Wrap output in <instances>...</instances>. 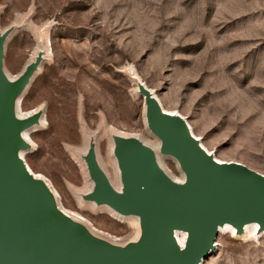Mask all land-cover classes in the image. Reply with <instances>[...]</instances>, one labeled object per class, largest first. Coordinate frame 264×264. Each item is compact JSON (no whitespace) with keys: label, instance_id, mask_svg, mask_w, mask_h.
<instances>
[{"label":"rangeland","instance_id":"1","mask_svg":"<svg viewBox=\"0 0 264 264\" xmlns=\"http://www.w3.org/2000/svg\"><path fill=\"white\" fill-rule=\"evenodd\" d=\"M0 29L10 74L43 56L22 108L44 109L47 124L26 164L101 238L124 246L137 225L83 199L93 187L83 151L93 143L110 169L113 133L156 149L137 82L214 158L264 175V0H0ZM160 162L181 178L171 157ZM216 243L204 264H264L261 233Z\"/></svg>","mask_w":264,"mask_h":264},{"label":"water","instance_id":"2","mask_svg":"<svg viewBox=\"0 0 264 264\" xmlns=\"http://www.w3.org/2000/svg\"><path fill=\"white\" fill-rule=\"evenodd\" d=\"M8 36L9 30L0 29V264H201L215 250L221 226L242 234L246 224L256 223L264 231V175L239 162L216 161L186 122L165 113L140 82L148 129L159 139L161 155L178 162L184 181L172 180L138 138L115 134L122 189L111 185L90 143L83 158L93 187L83 199L138 216L140 239L114 245L69 218L19 155L29 148L22 132L38 124L40 113L19 117L16 103L25 98L43 56L38 53L16 79L9 78ZM175 230L187 232L183 248Z\"/></svg>","mask_w":264,"mask_h":264},{"label":"bare ground","instance_id":"3","mask_svg":"<svg viewBox=\"0 0 264 264\" xmlns=\"http://www.w3.org/2000/svg\"><path fill=\"white\" fill-rule=\"evenodd\" d=\"M8 39V38H7ZM7 42V41H6ZM5 47H6V43H5ZM6 49V48H5ZM50 49H48L47 51H46V53L49 51ZM36 51H35V53H34V55H33V57H31V59H30V61L29 62H31V61H33L34 59H35V56H36ZM28 62V63H29ZM27 63V64H28ZM25 67V66H24ZM24 69V68H23ZM22 69V70H23ZM40 69H41V66L38 68V70H37V72L38 71H40ZM4 71H5V73L9 76V78H11V79H16L19 75H20V72L17 74V75H12V74H10L9 72H8V70L5 68V66H4ZM37 75V74H36ZM149 89V88H148ZM149 91L151 92V94H152V96H153V98H155L158 102H159V105L161 106V104H160V101H159V99L157 98V96L154 94V92L152 91V90H150L149 89ZM23 100L24 99H21V98H19L18 100H17V103H16V113H17V115L19 116V117H22V118H24V117H27V116H29V115H32V114H34V113H40V118H39V122H38V124H36V125H34V126H32L31 128H29V129H26V130H24L23 132H22V137L25 139V141L29 144V148H27V149H24V150H21L20 151V157H21V159L25 162V164H26V161H25V158H26V154L27 153H29V152H31L33 149H34V143H33V141H32V139H31V133L33 132V131H35L37 128H39V127H43L44 125H46L47 124V117H46V112H45V110L44 109H42V108H40V107H36V108H33V109H31V110H29V111H24L23 110V108H22V103H23ZM161 108H162V106H161ZM162 110L165 112V113H168V114H171V115H174V116H177V117H180L181 119H183V121H185L184 120V118L181 116V115H179L178 113H175V112H167V111H165L163 108H162ZM186 122V121H185ZM187 124V123H186ZM188 126V125H187ZM188 128H189V131H190V133L192 134V136L197 140V141H199V143H200V140H199V138H197L196 136H194V134H193V132H192V130H191V127L190 126H188ZM121 135V134H119V133H113L112 134V136L113 135ZM112 136H111V156H109V159H108V163H109V165H110V169H109V167H108V165H104V160H102L101 158H99L98 157V154H97V161H98V163H99V166H100V168L102 169V171L105 173V175L107 176V178H108V180H109V182L111 183V185L117 190V191H121V189H122V182H121V171H120V169H119V166H118V161H117V158L115 157V155H114V141H113V139H112ZM123 136V135H122ZM141 141V140H140ZM142 143H144L143 141H141ZM200 145H201V147L209 154V155H211V156H213V154H211L208 150H206V148L200 143ZM88 149H89V144L85 147V149H84V151L83 152H87L88 151ZM159 149H160V141H159V139H158V144H157V146H156V149H153L154 150V153H155V155H156V158H157V162H158V164H159V166L163 169V171L172 179V180H174V181H176V182H179V183H181L182 181H184V179H185V175H184V173L181 171V169H180V167H179V164H178V162L173 158V157H171L175 162H176V165H177V167L179 168V170H180V172H181V178H173L172 176H170L166 171H165V169L162 167V164H161V162H160V157L162 156L161 155V153H160V151H159ZM96 153H97V149H96ZM214 157V156H213ZM216 161H218L219 163H222V162H224V161H221V160H218L217 158H214ZM26 166H27V164H26ZM27 168H28V170L31 172V174H33L34 175V177L35 178H37V179H41V180H43L44 182H45V184L47 185V187L49 188V190L52 192V194H53V196H54V198H55V201H56V205H57V207L63 212V213H65L69 218H71L72 220H74V221H76V222H78V223H81V224H83L87 229H88V231L92 234V235H94V236H96V237H98V238H101L100 236H98L97 234H95V232L89 227V226H87L81 219H79V218H77L75 215H73V214H71L70 212H68L67 210H65V208H63V206L61 205V203L59 202V199L57 198V196H56V194H55V191L53 190V188L49 185V184H47V182L44 180V178L41 176V175H39V174H35V173H33L32 172V170H31V168L29 167V166H27ZM107 170V171H106ZM111 170V171H110ZM88 172V171H87ZM110 175H111V177L112 178H117V185L115 186L113 183H112V180H111V178H110ZM93 183V182H92ZM91 192V191H90ZM90 192H86L84 195H86V194H89ZM90 203H92L93 205H95V206H97L96 205V203L95 202H91L90 201ZM101 207H105L112 215H114L115 217H119V218H122V219H129V220H133V222L137 225V234H136V238H135V242H137L139 239H140V237H141V227H140V219H139V217L138 216H133V215H128V216H122V215H120V214H118L117 212H115L112 208H110L109 206H107V205H101ZM258 229H259V226H258V224H256V223H249V224H246L245 226H244V230H243V233L242 234H237V231H236V229L234 228V227H232L231 225H229V224H225L224 226H221L220 228H219V236L220 235H225L226 233H230V232H232V235H233V237H237V236H241V235H243L244 234V236L245 235H247V233H249V232H251V233H256V234H260L261 233V235H264V231H261V232H259L258 231ZM174 234H175V238H176V240H177V243L183 248L184 246H185V243H186V239H187V232H183V231H180V230H175L174 231ZM101 239H103V238H101ZM103 240H105V239H103ZM106 241H108L107 239H106ZM109 242V241H108ZM109 243H111V241L109 242ZM111 244H113V243H111ZM115 245V244H114ZM215 247L217 248V243L215 242ZM215 248V249H216ZM214 252V250H212L211 252H210V254L203 260V262L201 263V264H204L205 263V260L212 254Z\"/></svg>","mask_w":264,"mask_h":264}]
</instances>
